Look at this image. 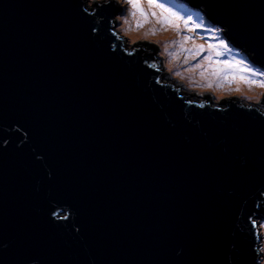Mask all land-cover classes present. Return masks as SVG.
<instances>
[{
  "label": "water",
  "instance_id": "water-1",
  "mask_svg": "<svg viewBox=\"0 0 264 264\" xmlns=\"http://www.w3.org/2000/svg\"><path fill=\"white\" fill-rule=\"evenodd\" d=\"M179 1L264 66V0ZM117 5L0 0V264H257L264 94L191 101Z\"/></svg>",
  "mask_w": 264,
  "mask_h": 264
},
{
  "label": "rangeland",
  "instance_id": "rangeland-1",
  "mask_svg": "<svg viewBox=\"0 0 264 264\" xmlns=\"http://www.w3.org/2000/svg\"><path fill=\"white\" fill-rule=\"evenodd\" d=\"M167 1L169 2H166L165 0H155V3L162 4L165 9H168L171 13H175V16H172L173 18L179 17V19L171 22L170 28L167 31L169 35V48H165L161 41H159L156 37V34L161 33L160 31L154 33L155 37L145 36V38L152 44H155L161 52L156 57L161 71L170 80L179 85L185 93L197 97L196 99L199 101L203 100V98H209L215 103L230 99H235L242 105H255L258 103L264 94V87L259 92L256 89L260 86L261 82H264V76L261 75V73H264V66L259 63H253L252 59L248 55H245L242 51L236 49L235 46H230V44H228L221 35L223 30L216 25L211 27L213 23L205 18L204 14L201 12L202 9H194V11H192L188 5L180 2L179 0ZM115 3L122 9V13L114 20H116L115 22L122 28L117 34L121 35L123 41H139L141 38L140 34L149 29V27H152L151 20H155L156 16L160 19L164 18V16H162L164 11H162L161 8L149 6L147 10V21L144 25L141 27L131 28L130 32L127 33L124 30L123 20L127 16L129 18H132L133 16L138 19L140 13L137 12L135 15H132V11L134 9L126 2V0H115ZM153 12L156 14L155 16L152 15ZM200 15L203 20L206 19L205 27L196 21V19L201 21L199 17ZM157 23L159 22L157 21ZM129 34L136 36L131 38ZM185 37H187V39H185ZM221 42H224L227 46L222 47ZM196 44L197 46H201L203 48L196 51ZM204 59H207L209 66L213 67L212 72L218 80L217 86L220 88H199L197 86H193V81L189 80L191 78L194 79V75H179V73H183L187 68L195 66ZM182 60L184 61L182 62ZM170 62L173 63L172 67H168ZM238 71L241 72V74H237ZM188 72L189 69L184 74ZM249 81H253L255 83H250ZM224 82H226L225 85ZM235 82L240 85H233ZM249 84L252 86H248ZM253 84H257L259 86L254 87ZM224 86L225 88L231 89L239 88L240 91H243L242 93H246L237 96V93L239 92L235 93L223 91ZM243 97H249V99H243ZM260 106L261 109H264L262 104L259 103V107ZM257 227L261 235L259 248L261 258L257 261V264H264V219H258Z\"/></svg>",
  "mask_w": 264,
  "mask_h": 264
},
{
  "label": "bare ground",
  "instance_id": "bare-ground-1",
  "mask_svg": "<svg viewBox=\"0 0 264 264\" xmlns=\"http://www.w3.org/2000/svg\"><path fill=\"white\" fill-rule=\"evenodd\" d=\"M157 1V0H156ZM166 2H169L167 0H165ZM137 3L140 5V8L143 9V11L145 13H147V10H148V7H149V3H148V0H137ZM192 11H194V9L192 7H189ZM135 12V14L137 12L140 13V11L138 10H133L132 11V15L133 13ZM186 12V11H185ZM169 13H171L170 11L168 12H164L162 13V16H164V18H168L171 22L173 20H177L176 18H173L172 16H169ZM160 19L158 16H156L155 20H151V25L152 27H149V29H147L146 31H144L143 33L140 34V36L142 37V35L145 37V36H154V33L155 32H158L160 31L161 33H158L156 34V37L158 38L159 41H161L162 45L165 47V48H169V43H168V29L170 28V23H162L163 19ZM147 21V19H145V17L139 16V18H134L132 16V18H129L128 16L123 20L124 22V30L129 33L131 28H136L137 27V24L139 23L141 26L144 25V23ZM157 21L159 23H157ZM203 24L205 25L206 22L204 21ZM140 26V27H141ZM163 31V32H162ZM167 32V33H166ZM129 36L131 38H134L136 35H133V34H129ZM155 37V36H154ZM203 47L201 46H197L196 44V51H199L201 50ZM249 55V54H248ZM184 60H182L183 62ZM173 63L170 62V64L168 65L172 67ZM189 69V72L184 74L187 70ZM218 69V68H217ZM213 70V67L209 66L208 62H207V59H204L202 60L201 62H199L198 64H196L195 66H192V67H189L187 68L183 73H179V75H187V74H191V75H194L193 77H195L194 79L191 78L189 80H192L193 81V86H197L199 88H210V87H214V88H220L218 85V80L215 78V75L213 74L212 72ZM237 74H241V72H237ZM248 76V75H247ZM247 82V81H246ZM248 83V82H247ZM226 84V82H224V85ZM239 83L235 82L233 83V85H237ZM240 85V84H239ZM248 86H252L251 84H249ZM254 87L256 86H259L257 84H253ZM263 87L259 86L257 87L256 89L258 90V92L262 89ZM225 92H239L237 93L238 95L237 96H240L242 94H245L246 92L242 93L243 91H240L239 88H225L224 86V90ZM223 93V92H221ZM243 99H249V97H243ZM242 102V101H241ZM243 103V102H242ZM213 105V104H212ZM217 106V105H216Z\"/></svg>",
  "mask_w": 264,
  "mask_h": 264
},
{
  "label": "snow or ice",
  "instance_id": "snow-or-ice-1",
  "mask_svg": "<svg viewBox=\"0 0 264 264\" xmlns=\"http://www.w3.org/2000/svg\"><path fill=\"white\" fill-rule=\"evenodd\" d=\"M126 2H127L128 4H130L131 7H132L134 10H138V11H140L141 16H143V17H145V19H147V13H145V12L143 11V9L140 8V5L137 3V0H126ZM148 3H149V6H150V7L161 8L162 11H164V12H168V9H165V8L163 7L162 4H157V3H155V0H148ZM133 15H135V12L133 13ZM152 15L155 16L156 14L153 12ZM169 16H173V17H174V16H175V13H169ZM176 19H179V17H176ZM170 22H171V21H170L167 17L164 18L163 21H162V23H165V24L170 23ZM140 26H141V25L138 23V24H137V27H140ZM185 39H187V37H185ZM221 46H222V47H226L227 45H226L224 42H221ZM261 75L264 76V73H261ZM249 82H250V83H255V82H253V81H249ZM260 86H261V87H264V82H261V83H260Z\"/></svg>",
  "mask_w": 264,
  "mask_h": 264
},
{
  "label": "clouds",
  "instance_id": "clouds-1",
  "mask_svg": "<svg viewBox=\"0 0 264 264\" xmlns=\"http://www.w3.org/2000/svg\"><path fill=\"white\" fill-rule=\"evenodd\" d=\"M115 1V0H114ZM121 9V8H120ZM194 9V8H193ZM122 10V9H121ZM121 13H122V11H121ZM120 13V14H121ZM117 17V16H116ZM115 17V18H116ZM114 21H116V20H114ZM119 37H120V39H122L121 38V35H119V34H117ZM222 36H223V33H222ZM224 37V36H223ZM224 39H225V37H224ZM123 40V39H122ZM226 40V39H225ZM227 41V40H226ZM124 42V41H123ZM228 42V41H227ZM229 43V42H228ZM230 44V43H229ZM231 45V44H230ZM155 46V45H154ZM156 47V46H155ZM157 48V47H156ZM158 49V48H157ZM253 61V60H252ZM253 63H255L254 61H253ZM179 86V85H178ZM187 94V93H186ZM188 95V97L190 98V99H192L191 101H194V102H197V103H200V104H204V105H209L210 107H215V108H218L217 106L220 104V103H222V102H219V103H215V102H212L209 98H203V100H201V101H199V100H197L196 98L197 97H194V96H191V95H189V94H187ZM228 101V100H227ZM229 101H231V102H233V103H235V104H237L238 106H241V107H249V108H255L254 106H250V105H254V104H245V105H242L241 103H238L235 99H230ZM240 101V100H239ZM260 101V100H259ZM259 101H258V103H259ZM214 103V104H213ZM213 104V105H212ZM257 104V103H256ZM255 104V105H256ZM217 105V106H216ZM264 219V218H263ZM263 222V221H262ZM259 234H260V231L258 232ZM260 237H261V235H260ZM260 242H261V238H260ZM260 248V247H259ZM259 248L257 249V256H258V260L261 258V254H260V252H259ZM257 260V261H258Z\"/></svg>",
  "mask_w": 264,
  "mask_h": 264
},
{
  "label": "trees",
  "instance_id": "trees-1",
  "mask_svg": "<svg viewBox=\"0 0 264 264\" xmlns=\"http://www.w3.org/2000/svg\"><path fill=\"white\" fill-rule=\"evenodd\" d=\"M180 2H182V1H180ZM201 12H202V11H201ZM199 17H200V19H201L200 22L203 24V22H204L206 19L203 20V18H202L201 16H199ZM211 23H212V22H211ZM203 25H204V24H203ZM205 26H206V24H205ZM214 26H215V24H212V25H211V27H214ZM152 45H155V44H152ZM155 46H156V45H155ZM156 47H157V46H156ZM153 48H154V47H153ZM155 49H157V48H154V51L156 52Z\"/></svg>",
  "mask_w": 264,
  "mask_h": 264
}]
</instances>
